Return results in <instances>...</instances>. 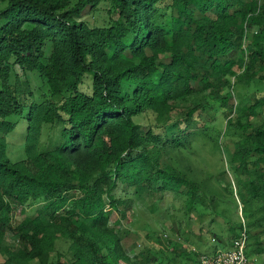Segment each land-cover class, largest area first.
<instances>
[{"label":"trees","instance_id":"obj_1","mask_svg":"<svg viewBox=\"0 0 264 264\" xmlns=\"http://www.w3.org/2000/svg\"><path fill=\"white\" fill-rule=\"evenodd\" d=\"M102 6L107 24L86 20ZM20 71L37 73L41 92ZM232 79L264 82V0H0L3 264H155L128 253L117 215L147 195L167 219L166 192L186 197L176 217L185 241L199 214L219 241L232 233L229 248L243 229L229 216L242 203L249 244L264 242V95L238 109ZM236 110L262 121L250 127ZM213 123L220 135L241 130L229 162L238 187L223 196L171 157ZM34 205L17 221L18 207ZM9 232L15 246L2 245ZM60 238L71 257L55 258ZM185 241L170 243L181 254ZM193 244L187 260L204 241Z\"/></svg>","mask_w":264,"mask_h":264},{"label":"rangeland","instance_id":"obj_2","mask_svg":"<svg viewBox=\"0 0 264 264\" xmlns=\"http://www.w3.org/2000/svg\"><path fill=\"white\" fill-rule=\"evenodd\" d=\"M86 20L94 25H104L107 24L110 20L111 15L108 13L106 8L103 6L98 10V12L88 13ZM252 33V29L249 30V35ZM20 76L22 81H25L27 78L31 81L32 88L38 92L42 90V80L37 73H29L28 76L24 75L20 71ZM85 86H83V89ZM232 91L234 93V101L238 109L240 106H244L247 103H250L257 96L264 95V82L260 80L253 81L249 86L239 85L236 83L235 79H232V86L226 91ZM40 92L38 94H40ZM235 111V118L238 117L239 113ZM241 114V113H240ZM240 119L244 124H249L250 127L253 125H258L262 121L261 116H255L253 114L245 115L241 114ZM215 115V122L225 124L226 116L224 113H212V116ZM212 124V128L209 129V134L198 138L194 143L190 144L186 150H179L171 152L172 160L175 161L181 168L187 169L190 171L192 176H194L198 181L204 182V189L216 195L227 194L224 187L233 186L234 189H237V179L231 174L230 167V156L235 151L237 142L240 140L241 130L239 127L235 128H226L225 132L221 135L220 131L217 130ZM235 123V121H234ZM226 127V125H225ZM229 196V195H228ZM238 198V196H236ZM186 197L182 195H177L172 192H166L165 199L161 202L162 206L170 208L169 218L166 219L165 211L163 210V215L157 216L156 213H153L151 209L154 206V201L147 195L142 197H133L131 202V207L125 210L123 213L117 215V217L122 219L121 227L122 231H129L124 237V246L128 250V253L131 256L140 255L141 260L148 259L153 261L155 264H201V256L203 254H212L216 248L227 249L224 245L227 242V236L232 233H225L223 240L219 241V238L213 236L209 228H218L217 224L211 225L209 220H202L199 214H194L192 218L191 227H189L193 232L188 231L187 237H190L188 241L184 240L182 232L187 226L179 223V219L176 217L182 214L184 211ZM239 201V199H238ZM38 205L28 206V207H18L16 209V219L20 221L24 217V213H34ZM243 207V206H242ZM180 210V211H179ZM239 214L236 213L230 214V221L234 222L242 219L244 213L239 205ZM117 217H113L112 222H114ZM161 219L160 222H157L156 219ZM183 217H181L182 219ZM210 218L208 214V219ZM246 224H249V220L244 217ZM169 220L170 223L167 221ZM115 224V223H114ZM154 228V229H153ZM160 232L157 234L153 231ZM240 231V230H239ZM227 237V238H226ZM222 238V237H220ZM161 240V241H160ZM171 241L182 242L185 241V244L179 246V251L183 250L184 252L179 254L173 247ZM202 240L204 245H202V252L197 256L195 260H187L186 255L188 251L193 250L194 252H199V246L193 244V241ZM219 241V243H218ZM233 242H230L229 245H233ZM10 244L11 246L16 245V239L12 236V233L4 239L2 245ZM71 241L67 238H60L56 243V256L61 254L62 259L71 257V253L68 250L70 247ZM138 245V248L136 247ZM230 246V247H231ZM229 247V248H230ZM135 248V249H134ZM174 248V249H173ZM260 249V250H259ZM138 250V251H137ZM164 250L169 257V261L164 262L163 257L160 256L159 251ZM2 252V251H1ZM0 252V264H3L5 256ZM185 253V254H184ZM248 253L250 257L249 264H260L264 261V242L257 240L253 245L248 244ZM195 254H193L194 256ZM67 264L70 263V260H67ZM31 264H39L38 262H32Z\"/></svg>","mask_w":264,"mask_h":264},{"label":"built area","instance_id":"obj_3","mask_svg":"<svg viewBox=\"0 0 264 264\" xmlns=\"http://www.w3.org/2000/svg\"><path fill=\"white\" fill-rule=\"evenodd\" d=\"M249 233L245 219L240 236L235 239L231 248L218 249L214 254H203L202 264H249L248 254Z\"/></svg>","mask_w":264,"mask_h":264},{"label":"clouds","instance_id":"obj_4","mask_svg":"<svg viewBox=\"0 0 264 264\" xmlns=\"http://www.w3.org/2000/svg\"><path fill=\"white\" fill-rule=\"evenodd\" d=\"M240 205H241V209H242V211H243V207H242V206H243V204H242V203H240ZM243 218H244V217H243ZM247 227H248V226H247ZM240 232H241V231H240ZM234 241H235V240H234ZM231 247H232V246H231ZM231 247H230V248H231ZM220 249H222V248H220ZM227 249H228V248H227ZM214 253H215V252H214ZM214 253H212V254H214ZM201 264H202V263H201Z\"/></svg>","mask_w":264,"mask_h":264}]
</instances>
